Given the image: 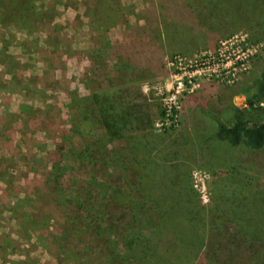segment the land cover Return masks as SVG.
I'll use <instances>...</instances> for the list:
<instances>
[{"label": "trees", "instance_id": "trees-1", "mask_svg": "<svg viewBox=\"0 0 264 264\" xmlns=\"http://www.w3.org/2000/svg\"><path fill=\"white\" fill-rule=\"evenodd\" d=\"M84 1L88 4L85 16L93 28L105 25L107 31L113 18L126 17L118 0ZM180 1L171 3L184 4L187 10L183 14L193 20L202 8L207 15L217 3L249 12L253 20L264 17V12L254 10L251 0H199L201 5L189 0L191 7L188 0ZM61 2L0 0V26L34 32L40 20L54 24L60 18L56 8ZM160 18L155 34L166 45L165 39L174 34L166 27L170 21ZM55 32L48 33L49 44L59 48ZM106 44L118 79L125 82L123 89L109 95L98 88L103 78L111 76L101 60L96 66L103 52L93 48L94 61L87 66L89 79L85 82L91 94L82 96L76 88L69 91L70 125L54 138V151L41 160L45 163L42 187L35 199L19 200V204L32 203L35 221L48 235L45 249L59 262L67 261L65 264H230L242 257L246 262L264 264V189L257 192L246 177L230 173L214 182L208 201L194 179L196 167L218 172L230 164L244 167L247 162L252 168L262 163L245 159V152L264 151V68L251 83L245 111L228 110L232 113L230 125L222 119L214 128L198 123L178 146L173 139L180 136L173 129L178 126L154 133L144 119L147 106L125 100L132 90L126 83L133 87L135 80L131 71L156 58L157 51L147 48L144 52L132 42L116 47ZM3 50L0 54L10 59L3 61L11 76L8 90L19 88L25 99L37 101L45 94V77H25L21 57H13L7 45ZM47 53L43 56L50 62ZM54 82L59 84V80ZM58 113L63 120V109ZM34 118L30 128L52 121L49 111ZM20 210L14 211L27 231L30 215ZM1 239L0 251H6L9 239ZM10 263L31 264L30 258Z\"/></svg>", "mask_w": 264, "mask_h": 264}, {"label": "rangeland", "instance_id": "rangeland-1", "mask_svg": "<svg viewBox=\"0 0 264 264\" xmlns=\"http://www.w3.org/2000/svg\"><path fill=\"white\" fill-rule=\"evenodd\" d=\"M118 1L125 7L126 17L113 18L107 31L105 25L91 26L85 16L88 4L84 0H63L56 8L61 12V19L57 17L54 24L42 19L34 32L0 26V51L7 45L11 55L21 57L26 65L25 77L41 80L44 76L47 84L44 85L46 90L42 88L45 94L38 96L37 101L25 99L19 94V88L8 90L11 76L5 71L7 66L3 61L10 59L0 54V243L1 237L9 239L7 250L0 251V264L5 259L4 264H11V261L20 263L27 258L31 264L67 263L59 262L56 255L45 249L48 235L35 221L32 203L19 204V200L35 199L42 187L45 163L41 160L54 151V138L70 125L66 107L69 91L76 88L82 96L91 94L85 82L89 79L87 66L92 59L94 61L93 48L103 52L96 59V66L101 61L108 65L111 78H103L98 88L109 95L122 90L124 80L118 79L114 57L108 56L106 43L116 47L132 42L144 52L147 48L157 51L156 58L143 61L131 71V78L135 80L133 87L126 83L132 90L125 100L132 105L147 106L144 119L154 133L178 126L173 128L180 135L173 138L178 146L183 143L186 132L193 133L198 123L214 128L218 119H222L230 125L232 113L228 110L245 111L247 108L246 95L252 88L251 83L264 68V17L253 20L249 12H236L229 5L217 3L207 15L202 13V8L193 20L187 13V16L183 14L187 10L184 4L171 3V0ZM195 1L201 5L199 0ZM251 1L256 12H264V0ZM191 5L189 1L188 7ZM159 18L170 21L166 27L174 34L165 39L166 45L161 44L155 34ZM50 31H56L59 48L49 44ZM44 53L51 55L50 62H46ZM54 80H59V84ZM62 109L63 120L58 118ZM164 110L166 115L162 116ZM199 110L205 112L206 117H201ZM41 111L51 113L50 125L38 123L36 128H30ZM258 156L264 157V151L245 152V159L255 158L264 163ZM262 163L252 168L247 162L244 167L230 164L218 172L196 167L195 183L206 200L214 189V182L230 173L243 175L255 185V191L261 192L264 189ZM16 208L30 215L26 222L29 230L25 231L17 219ZM230 264L253 263L242 257Z\"/></svg>", "mask_w": 264, "mask_h": 264}]
</instances>
